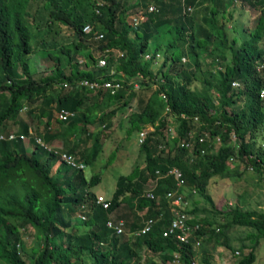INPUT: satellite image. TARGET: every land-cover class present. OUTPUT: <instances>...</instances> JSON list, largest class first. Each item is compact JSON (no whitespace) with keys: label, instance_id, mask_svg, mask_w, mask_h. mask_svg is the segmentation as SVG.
<instances>
[{"label":"trees","instance_id":"trees-1","mask_svg":"<svg viewBox=\"0 0 264 264\" xmlns=\"http://www.w3.org/2000/svg\"><path fill=\"white\" fill-rule=\"evenodd\" d=\"M35 1L44 11L33 14ZM151 2L156 10L147 9ZM235 4L258 8L253 29H237L236 21L226 28L225 19L233 16ZM31 15L39 28L52 23L48 33L58 34L57 22L73 29V50L61 45L65 60L45 49L44 40L43 48L36 47L40 55L54 60L50 72L38 76L29 69L27 59L38 53L31 43L32 26L25 18ZM85 21L92 22L89 33L82 30ZM94 30L101 37H95ZM89 43H94L98 55L87 52L82 63L75 57L76 49ZM99 57L106 64L97 65ZM111 67L115 70L109 75ZM83 77L118 80L124 86L115 93L98 88L97 96L88 101L92 89L77 85ZM134 81L143 90L130 112L127 132L144 128L147 122L157 123L140 143L144 165L135 164L119 176L107 207L97 203L96 193L89 189L98 181V173L86 179L82 169L60 162L52 171L57 161L52 152L36 143L28 150L20 138L0 139V264H213V252L206 247L209 242L221 243L233 253L237 249L234 264H253L256 246L264 237V210L238 204L215 207L206 187L214 176L240 175L238 161L251 165L264 180V0H0V124L11 119L27 132L29 123L40 119L41 133L45 129L44 137L50 138L52 128L66 121L80 129L69 152L76 154V146L93 138L89 150L79 148L86 163H91L101 141L100 129L90 130L88 124L96 119L99 128L106 126L107 118L135 95L130 87ZM195 81L201 87H193ZM115 100L121 102L111 107ZM24 105L28 122L20 118ZM166 105L169 111L164 113ZM61 108L71 112L66 119L56 115ZM87 109L99 113L89 116ZM181 112L188 117L180 118ZM166 113L175 115L174 134L165 132ZM190 129L195 130L193 145H181L179 141L188 139ZM204 131L210 138L219 136L214 151V143L209 146L206 136L198 140ZM201 147L207 150L201 153ZM172 166L180 170L189 190L194 187L224 219L218 222L199 216L196 205L185 206L189 222L200 224L195 231L202 236L198 262L192 237L183 242L161 233L171 217L166 191L177 187L176 178L168 172ZM150 178L156 179L153 197L143 194ZM125 191L136 196L138 207L146 208V217L155 218L148 231L129 238L105 222L119 194L127 196ZM82 203L88 216L73 220ZM231 225L248 228L236 248L226 231ZM26 231L33 237L30 242L24 239ZM142 249L150 256L141 263Z\"/></svg>","mask_w":264,"mask_h":264},{"label":"rangeland","instance_id":"rangeland-1","mask_svg":"<svg viewBox=\"0 0 264 264\" xmlns=\"http://www.w3.org/2000/svg\"><path fill=\"white\" fill-rule=\"evenodd\" d=\"M35 1L33 4V8H36V11L33 12L35 14L37 11L41 9L44 11L45 7ZM44 8V9H43ZM258 8H254L249 4H244L243 6L239 4H235V10L233 12V16L231 18L225 19L226 28H231V24L233 25L236 21L237 29L242 26H246L247 29L244 31H249L254 28L255 25V15L257 14ZM46 13V12H45ZM47 15V13H46ZM36 17V16H35ZM38 17V16H37ZM36 17V18H37ZM26 20L31 24V28L33 31V37L31 38V43L33 45L34 50L36 47L43 45L45 49L48 48L50 50H54L57 54H59L63 60L67 58L66 54L61 50V45L68 46L73 50V29L71 26L62 24L57 22L56 28H58V34H54L53 32L48 33V31L52 30V26L45 25L43 28H39L37 26L38 20H35L32 15L25 17ZM221 19V17H219ZM219 19V21H220ZM241 29V28H240ZM231 32V30L229 29ZM91 44V45H90ZM93 44V45H92ZM93 51L94 54L97 53L96 47H94V43H89L86 47H80L76 49L75 57L79 59H85L87 52ZM38 53H31L29 55V69L36 76L41 75L43 72H50L52 67L54 66V60L50 57H44L40 55L39 50L36 49ZM83 63V62H82ZM66 64V62H65ZM207 66V65H204ZM209 68H212V65H208ZM19 74H23L21 69L18 66ZM24 75V74H23ZM236 82L235 84H237ZM193 87H201V82L195 81L193 82ZM143 87L140 86V89H135V95L129 100L130 103L122 106L120 109H117L116 112L107 118V125L99 128L101 124L96 122L94 119L93 123L88 124V128L90 130L100 129L99 131V141H101V148L99 149L97 156L91 163H87L84 168L85 175L90 177L94 173H98L100 180L94 184L91 189L95 192H102L107 196L112 194V191L115 188V181L117 176L120 173L126 174L131 171L132 167L135 164L143 166L145 163V153L140 150V144L137 142V132L136 130H132L130 133L127 132V127L130 124L129 115L135 109V105L137 104V96L143 90ZM92 96V95H91ZM93 96H97L96 93ZM101 98V97H97ZM90 100L89 98H87ZM93 100L94 98L91 97ZM122 100V98H121ZM120 101L115 100V104H119ZM89 116L95 115L99 112L93 110H85ZM24 115H26L23 112ZM27 116V115H26ZM167 119L171 120L168 115ZM66 121H61L64 124ZM105 122V123H106ZM15 127V126H14ZM152 128L151 125L148 126L150 130ZM72 129L70 128V131ZM264 131V126L262 130ZM75 133V134H74ZM75 135V139L77 135H80V129H76L70 133V136ZM261 134V133H260ZM68 139V137H67ZM71 139V138H70ZM93 138L87 139L84 143L86 148L91 145L93 146L92 141ZM99 141H97L96 145H99ZM261 142V135H259L257 143ZM88 149V150H89ZM109 160V161H108ZM237 162V161H233ZM240 164L239 174H231L226 177L214 176L210 178L206 187V192H208L215 204V207H223L227 208L229 205L232 206L234 204H238L243 208H258L264 210V180L261 179L257 172L253 169L249 168L248 165H245V162L238 161ZM151 181V180H150ZM188 187L184 188V193L189 197V207L196 205L198 207L197 214L199 216H207L209 219L216 218L218 222L224 221L223 217L220 214H216L213 210L215 209L213 204H211L207 199L204 198L197 191L192 192ZM217 224V222L215 223ZM83 230L86 229L85 226H80ZM248 228L240 225H231L227 228V235L230 242L235 246L240 243V236L245 235ZM32 236L29 232L26 231L24 233V239L28 242L32 240ZM246 242H250L249 238H245ZM201 245V243H200ZM198 246L197 254H195V262H198L199 259V251L201 246ZM206 247L213 252V264H234L237 259L236 249L233 253L232 250L228 249L225 245L221 243H216L212 245V242L206 244ZM247 250V248L245 249ZM256 259L253 264H264V237L260 239L259 244L256 246ZM150 256L149 252L145 249L140 250L141 259L139 262H145V260Z\"/></svg>","mask_w":264,"mask_h":264},{"label":"built area","instance_id":"built-area-1","mask_svg":"<svg viewBox=\"0 0 264 264\" xmlns=\"http://www.w3.org/2000/svg\"><path fill=\"white\" fill-rule=\"evenodd\" d=\"M97 4L99 3V1L96 2ZM188 9H190L191 7L188 6ZM148 10H154L156 9L155 5L150 3L147 6ZM96 11H98V9L96 8ZM139 18L136 17L134 19V22H138ZM92 23L90 22H85L82 26V30L84 33L90 32L92 31ZM98 36L101 37V33H98ZM182 59H185V56H182ZM97 64L98 65H104L106 64V60L104 57H99L97 60ZM114 72L113 69H110L109 73L112 74ZM80 83L82 85H87L90 88H104V89H109L111 92H114L115 90H117L118 88L122 87V82L118 81V80H110V79H106V80H98V79H87V78H83L80 80ZM236 83V82H234ZM133 86L135 88H139L140 87V83L138 81H134L133 82ZM264 90L262 89V92ZM262 94V93H261ZM161 97H165V95L163 93H161ZM169 111V107L166 105L165 109H164V113ZM71 112L67 109L61 108L60 111H58V116L60 118H66V116L68 114H70ZM168 117L171 120H168V126L167 129L165 130L166 134L169 133L170 134H174V124L172 123V121L174 123H176L174 119L175 115L173 113H166V117ZM180 118H186L188 117V114L181 112L180 114ZM195 120H198L197 116H194ZM149 125H146L145 128H142L140 130L137 131V135H138V141L142 142L144 140V136L147 134V132L149 131L148 129ZM152 128H150V130L154 129V125H151ZM206 138L209 140V145L211 143L219 144V136L216 135L215 138H210L209 137V133L207 131H204L203 134H199L198 135V140L199 141H203ZM232 136H234V134L232 133ZM188 139L183 140V141H179V143L181 145H186V146H192L193 145V138L195 137V130L190 129L188 130ZM215 147V146H214ZM206 151L205 147H201L200 148V152L203 153ZM63 158L65 160H67L68 162L74 163V161L72 160V154L64 152L62 154ZM81 165V164H80ZM251 167V165L249 166ZM169 173H172L174 175V177L177 180V184L178 185H182L183 184V178L181 177V172L178 168L176 167H172L169 169L168 171ZM153 188H149L147 189L145 192H143V194L147 197H153L154 193H153ZM192 191H195V188H192ZM165 197L168 199L169 204H170V211L172 213V217L170 219V222L167 226H165L162 230L161 233L162 235H172L173 237L177 238L179 241H183V242H188L190 237L193 238V246H197L200 243V239L201 236H196L195 235V231L196 229L199 228V223L195 222V223H191L189 222L188 218L190 217V213L188 212L187 209H185V206L187 205V208L189 207V200L188 198H185V195L182 191H179L178 189H169L166 191V195ZM97 202L102 203L103 206H107L108 205V201L105 199V197L102 194H98ZM155 218L154 217H148L144 220L143 224L133 232V236L138 235V234H142L145 233L146 231H148L150 229V227L152 226V224L154 223ZM107 224L109 226H111L114 229V232L117 234H121L124 231L123 228V223L122 221L114 223L111 220H107ZM177 254H175L174 259L172 260L173 262L177 261Z\"/></svg>","mask_w":264,"mask_h":264},{"label":"crops","instance_id":"crops-1","mask_svg":"<svg viewBox=\"0 0 264 264\" xmlns=\"http://www.w3.org/2000/svg\"><path fill=\"white\" fill-rule=\"evenodd\" d=\"M85 22H90V23H92L91 21H85ZM84 22V23H85ZM95 31V34H94V36L95 37H100V36H98V33H101V32H97L96 30H94ZM91 32V31H90ZM87 33H89V32H87ZM94 33V32H93ZM102 35V34H101ZM64 46V45H63ZM68 47V46H67ZM120 53V52H119ZM146 55L147 54H150V52H147V53H145ZM156 54H159L158 52L156 53ZM96 55H98V54H96ZM78 61H80V62H85V59L83 58V59H79ZM96 64H97V62H96ZM98 65V64H97ZM91 66V65H90ZM97 67V66H96ZM110 69H113V70H115L113 67H111ZM110 69H108V71L106 72L107 74H109L110 75V73H109V71H110ZM112 74H114V72L112 73ZM84 78V77H83ZM83 78H81V79H83ZM81 79H79L78 81H77V85L78 84H81L80 83V80ZM99 80H101V79H99ZM123 84V83H122ZM155 84H153V86H154ZM124 86V84L122 85V87ZM122 87H120V88H122ZM132 89H140V87L139 88H135L134 86H130ZM120 88H118L117 90H115L114 92H111V93H115L116 91H118ZM92 89V93H91V95H93L94 93H96L97 92V89L98 88H91ZM102 91H106V90H109V89H101ZM99 93V92H98ZM97 94V93H96ZM91 95H90V97H89V99L90 100H92L91 99ZM88 98V97H87ZM88 100V99H87ZM89 101V100H88ZM114 106V104L111 106V107H113ZM110 107V108H111ZM40 120V119H39ZM39 120H37L36 118L35 119H33L32 120V125H31V127L33 126L34 128H41L42 127V125H43V123L41 122V121H39ZM154 123H157V121L156 122H153V123H149V122H147V123H145V126L146 125H154ZM43 128V127H42ZM49 128H51V125L49 126ZM70 128L72 129L71 131H70ZM143 128V126L140 128V129H142ZM145 128V127H144ZM76 129V127H72V126H68V123H64V124H62V123H58L57 124V127H55V128H52V130H53V132L52 131H50L51 132V137L50 138H48V137H45V139L48 141V142H50L51 144H54L55 146H57V147H60V148H63V149H65V150H67L68 148H70L72 145H73V143H74V139H75V135H73V136H70V133L72 132V131H74ZM140 129H138V130H140ZM50 130V129H49ZM138 130H136V132L138 131ZM44 131H45V129H42V136L44 137ZM168 134V133H167ZM67 137H68V139H67ZM71 138V139H70ZM77 138V137H76ZM137 142L140 144L141 142H139L138 141V135H137ZM211 145V144H210ZM209 145V146H210ZM217 145L218 144H213V147H211L212 148V151H214L215 149H216V147H217ZM215 146V147H214ZM78 149H77V148ZM75 148H76V150H78L77 152H76V157H78L79 158V160H83V154H85V153H81L80 152V149L79 148H81V149H83V148H85L86 146H85V143L83 144V143H80L78 146H76ZM87 149H88V147H87ZM207 150V149H206ZM86 151V150H85ZM172 167H176V166H172ZM171 167V168H172ZM177 168V167H176ZM249 168H251V169H253V167L251 166V167H249ZM130 172V171H129ZM85 173V172H84ZM121 174H123V173H120L118 176H117V178H116V181H115V188H114V190L112 191V194L110 195V196H107V195H105L104 193H102V192H95V193H97V194H102L104 197H105V199L108 201V204H109V202H110V200H111V198L114 196V194H115V190H116V188L119 186V181H118V178H119V176L121 175ZM182 176V175H181ZM100 180V178L98 179V181ZM151 180V181H150ZM97 181V182H98ZM97 182H95L94 184H96ZM94 184H92V185H90V190H92L91 189V187L94 185ZM87 186V185H86ZM156 186V179L154 178H150L145 184H144V186H143V192H145L147 189H151V188H153L154 189V187ZM182 186V189H180V187ZM88 187V186H87ZM185 187H187L185 184H184V180H183V184L182 185H178L177 184V187H175L174 189L176 190V189H178L179 191H182L183 193H184V188ZM192 188H194V187H192ZM192 188H190L191 189V191H192ZM173 189V190H174ZM93 191V190H92ZM153 191V190H152ZM185 192H188V191H186L185 190ZM192 192H194V191H192ZM196 192V191H195ZM154 193V192H153ZM127 194V196H123V194H119V196L117 197V201H118V203H117V205H115L114 207L112 206L111 207V209L108 211V214H107V219H106V225L108 226V227H110L113 231H114V229L111 227V226H109L108 224H107V220H111L112 222H114V223H117V222H120V221H122V223H123V228H124V231L121 233V234H123L124 236H127V238H129V237H132L133 236V232L135 231V230H137L142 224H143V222H144V220L146 219V218H148V217H146V208L144 207H142V208H140V207H138V205H137V200H136V196L135 195H133V194H129V192L128 191H125V195ZM166 195V194H165ZM184 195L186 196V194L184 193ZM114 199H116V198H113V200ZM167 199V198H166ZM167 202H168V206H169V211H170V204H169V201H168V199H167ZM189 202H190V200H189ZM188 206H189V204H188ZM164 207V206H163ZM162 209H164V208H162ZM162 211H164V210H162ZM160 214H162V212H160ZM170 214H171V217H172V213H171V211H170ZM149 217H151V216H149ZM171 217H170V219H171ZM135 224L137 225V227L134 229L133 228V225L135 226ZM165 226H167V225H165ZM164 226V227H165ZM200 236V235H199ZM201 240H202V236H201V239H200V243H201ZM200 243H199V245H200ZM199 245H197V246H194V248H197ZM236 253H238V250L236 249Z\"/></svg>","mask_w":264,"mask_h":264},{"label":"clouds","instance_id":"clouds-1","mask_svg":"<svg viewBox=\"0 0 264 264\" xmlns=\"http://www.w3.org/2000/svg\"><path fill=\"white\" fill-rule=\"evenodd\" d=\"M151 3L154 4L153 2H151ZM188 6H190V5H188ZM155 7H156V5H155ZM156 9H157V7H156ZM156 9H154V10H156ZM190 9H188V10H190ZM25 110L26 109H25V105H24L20 109V118L24 122H28V117L23 114V112L26 114ZM56 115L58 116V110L56 112ZM60 119H66V118H60ZM31 125H32V121H31V123H29V126H27V132H25V131L22 130V126H20L18 123H14V122L11 121V119H7L5 125L4 124H0V139H2L3 141H9V142H11L12 140H16V139L20 138L23 141V143L25 144V146H26V148L28 150L32 149L34 147L35 143H36L39 146L45 148L46 150L52 152L57 157V161L53 165L52 171L55 170V168L57 167L58 163L60 162V163L67 164L71 168H79V169H82L83 172H84V168L86 167V164H87L84 159L83 160H79V159H77L78 157H76L75 153L69 152L68 150H65L63 148H60V147L55 146L54 144H51L50 142H48L45 139V137H43L41 135L42 134L41 133V128L40 129L39 128H34L33 126L31 127ZM64 152H67V153L72 154V157H73L72 160L74 161V163L68 162L67 160H65L63 158L62 154ZM84 175H85V173H84ZM85 178L86 179H89L90 177H87L85 175ZM97 196H98V194L96 193V199H97ZM97 203H100V202H97ZM100 204L102 205V203H100ZM107 206H103V207H107ZM76 211H77V213L73 217V220H76L77 221V220H79V218L80 219H85L88 216L87 215V212H86L87 211V208L85 207V205L83 203L80 205V208H78ZM77 216L79 218L76 219L75 217H77ZM81 226H84V225H81Z\"/></svg>","mask_w":264,"mask_h":264}]
</instances>
